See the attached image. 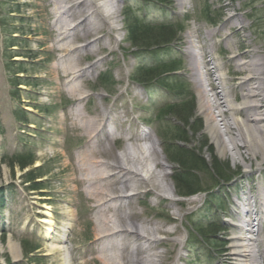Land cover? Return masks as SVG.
Here are the masks:
<instances>
[{
  "label": "rangeland",
  "instance_id": "obj_1",
  "mask_svg": "<svg viewBox=\"0 0 264 264\" xmlns=\"http://www.w3.org/2000/svg\"><path fill=\"white\" fill-rule=\"evenodd\" d=\"M114 1L117 15L113 41L105 43L103 51L102 46L97 45L94 48L98 50L94 52L79 48L70 55H63L53 49L52 0H0V264H101L97 248L104 243L96 237L98 230L105 228L98 225L93 202L77 181L84 176L78 168L79 157L93 144L99 149L110 147L111 155L103 157L113 162L125 144L142 140L136 138L139 135L154 136L169 164L164 180L171 184L173 192H158L157 188L141 192L131 203L135 214L129 217L133 222L160 225L161 231L155 238L161 243L152 250L163 256L160 264H233L229 255L231 236L255 237L245 229L248 226L239 230L234 225L249 222L255 230L263 220L259 216L249 219L246 213L240 218L236 213L241 214L243 208L236 203L243 195L256 194L257 190L250 187H264V160L247 154L230 111L225 112V117L232 128L226 133L221 120L224 115H218V109L213 108L227 149L224 156L217 153L204 116L198 110L200 76H195L187 51L190 46L198 52L207 49L208 54L197 59L201 64L213 57V62L219 64V69L214 68L212 62L206 65L215 71L214 91L221 93L226 89L232 103L242 106L238 84L247 76V71H237L230 56L248 48L253 52L249 59H258L264 66V0H185L184 5H179L177 0L165 3ZM126 5L130 8L129 15L137 16L144 23L180 28L177 40L130 48L125 34ZM223 7V15L219 16ZM229 16H235L245 26L237 35L233 32L240 24H225ZM78 20L79 17L75 22ZM208 31L219 33L208 38L205 35ZM186 32L191 35V44L186 41ZM91 38L80 35L67 41L79 46ZM69 58L77 60L78 68L94 63L85 77L75 81L84 96L80 101L76 100L78 96L68 93L56 76ZM173 59L181 64V69L176 76L168 75L166 80L180 91H167L157 80L133 79L139 66ZM204 70L200 65L199 71ZM220 74L223 81L215 79ZM201 84L206 97L212 99L209 86L205 81ZM192 94L195 96L194 113L199 119L195 126L201 123V130L195 137L188 135L190 146L207 141L217 159L227 161L235 174L229 182L213 187L208 174L197 172L203 191L179 197L171 178L175 165L163 151L165 137L162 135L170 133L173 122L178 123L173 116L166 115L165 110L167 104L189 99ZM110 109L113 110L112 120L103 131L93 138L85 135L76 111L91 118ZM222 109L226 110V106ZM239 114L243 117L245 113ZM106 131H114L113 141L106 138ZM125 133L132 136L130 141L124 139ZM230 135L239 144V154L231 150ZM203 154L209 160L206 149ZM19 159L30 163L21 167ZM159 169L157 167L156 171ZM33 176V180L27 181ZM73 177L77 180L73 181ZM132 191L127 189L123 193ZM192 197L195 200L188 202ZM211 219L220 220L224 230L204 239L194 230L198 225L195 223L201 222L199 228ZM47 220L52 222L47 223ZM258 236L264 243V228ZM23 244L34 249L24 254ZM141 245L144 247L146 243ZM16 253L18 258H15Z\"/></svg>",
  "mask_w": 264,
  "mask_h": 264
},
{
  "label": "bare ground",
  "instance_id": "obj_2",
  "mask_svg": "<svg viewBox=\"0 0 264 264\" xmlns=\"http://www.w3.org/2000/svg\"><path fill=\"white\" fill-rule=\"evenodd\" d=\"M174 1V0H171ZM179 5H184L185 0H177ZM54 4L53 15L55 20V28L53 37L55 38L53 49L63 55H70L71 52L77 51L79 48L94 52V46L101 45L102 50L105 43L113 41V23L116 21L117 7L114 0H52ZM218 13L219 16L223 15ZM79 17L80 20L75 22ZM69 22V24H68ZM239 23L240 27L234 31L245 28L241 20L235 16H229L225 20V24L230 25ZM53 32V31H52ZM218 34L219 31L205 33L206 37ZM216 34V35H217ZM92 37L88 42L72 46L71 42L67 41L70 37ZM186 41L191 44V35L186 32ZM225 36L224 39H227ZM230 40V39H229ZM228 40V41H229ZM245 46V45H244ZM247 46V45H246ZM193 63V71L200 76L198 84V110L203 114L205 119V127L209 132L211 139L215 143L216 151L220 156L227 153L224 141L221 138V132L216 123V118L212 109H218V115H224L222 120L224 132L230 133L232 124L225 117V112L230 111L232 120L238 128L240 139L243 141V146L246 148L247 154L258 159L260 156L264 160V66L260 60L249 59L253 55L252 50L248 48L238 54L234 53L230 59L235 62L238 67L237 71L246 72L245 77L239 82L241 90V98L243 105H235L228 98V91L224 89L221 93L216 92L214 80L212 76L215 71L206 68L208 63H213V67L219 69V64L213 62V57L208 61H198L197 56L201 58L208 54V50L196 51L190 48L187 51ZM241 58H248L245 61H240ZM98 58L94 63L100 61ZM76 59H67L66 64L56 72L57 78L67 87L68 93L73 96H78L76 100L80 101L84 96L80 93V85L75 81L88 74V69L94 63L88 66L78 68ZM200 65L205 68L204 72L199 71ZM203 74V75H202ZM202 78L209 86V91H212V99L206 97L205 89L202 87ZM215 79L223 77L220 74ZM236 98V97H235ZM249 101H253L249 103ZM226 106V110L222 106ZM243 111L245 114H239ZM113 110H105L96 114V116L87 118L79 110L76 111V117L79 123L85 130V135L93 138L100 134L112 120ZM106 138L113 141L114 131H106ZM142 138L140 142L128 143L124 145L121 153L112 160L108 161L103 156L111 155L110 147L97 148L95 145L90 147L79 157L78 168L83 177L77 180L73 177V181L77 180L84 187L85 194L93 202V208L96 210V221L100 227L105 230H98L96 239H102V245L97 250L101 264H160L162 255L154 253L155 249L161 242L156 239V234L160 233L161 227L156 223L143 221L142 223L133 222L129 217L135 214L132 207V202L141 194V192H150L152 189L161 192H171V184H168L164 177L167 175L169 164L159 148L158 141L154 136L149 137L144 135L136 136ZM125 140L130 141L132 136L125 133ZM232 147L237 154L238 143L235 142V137L229 136ZM103 158V159H102ZM107 158V157H106ZM160 169L156 171V168ZM113 169V171H112ZM108 170H111V172ZM153 187V188H150ZM145 188L144 191L137 190ZM127 189H132L131 193H123ZM252 190H257L255 195H243L237 201L236 205L242 206V213H236L240 218L246 213L253 220V216L262 218V223L257 229L254 226L246 223H236L234 225L239 230L245 228L254 236H244L242 234H233L230 239L229 255L233 264H264V243L259 239V232L264 228V187L253 186ZM80 191V190H79ZM173 192V191H172ZM158 195V194H156ZM192 197L188 202L194 201ZM255 218V217H254ZM258 218V220H259ZM245 219H248L246 217ZM243 220L245 222L246 220ZM47 220V223H51ZM257 231V232H256ZM142 242L146 246H142ZM142 246V247H141ZM263 247V248H262ZM139 248V249H138ZM18 253L15 258H18Z\"/></svg>",
  "mask_w": 264,
  "mask_h": 264
},
{
  "label": "trees",
  "instance_id": "obj_3",
  "mask_svg": "<svg viewBox=\"0 0 264 264\" xmlns=\"http://www.w3.org/2000/svg\"><path fill=\"white\" fill-rule=\"evenodd\" d=\"M158 1L165 3L166 0ZM126 8L124 12L125 34L130 48L151 47L177 40L176 34L180 31V28L178 29L177 27V30H175L171 25L162 23L155 26L149 25L139 20L135 15L130 16L128 13L130 8L127 5ZM180 66L181 64L174 59L170 61H155L146 66H139L134 73L133 79L136 81L157 80L167 91H180L175 88L177 86H173V82L170 83L166 80L168 75L176 76L181 69ZM194 110V94L189 99L167 104V109L165 110L166 115L173 116L178 123H172L173 129L169 131L170 135L168 133H163L162 135L165 137L163 151L168 161L175 165H173L174 169L171 178L179 197H187L203 191L200 179L196 176L197 172L208 174V178L213 181V187L229 182L235 174V172L231 171L227 161L223 162L217 159L213 154L211 145L207 141L190 146L191 139L188 135L195 137L201 130V123L195 126L199 119L195 116ZM204 149L210 155L209 160L203 154ZM18 162L21 167L30 163L24 162L22 159H19ZM30 173H27V175ZM34 178L35 176L27 178V181ZM200 223L199 221L195 224L200 225ZM197 226H195L194 230L199 232L204 239L209 238L211 233H217L224 229L220 220L215 219L207 221L205 225L201 224L199 228ZM23 247L24 254H28L34 249V247L28 248L24 244Z\"/></svg>",
  "mask_w": 264,
  "mask_h": 264
}]
</instances>
